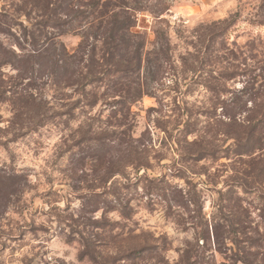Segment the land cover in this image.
I'll list each match as a JSON object with an SVG mask.
<instances>
[{"label":"rangeland","instance_id":"374dc122","mask_svg":"<svg viewBox=\"0 0 264 264\" xmlns=\"http://www.w3.org/2000/svg\"><path fill=\"white\" fill-rule=\"evenodd\" d=\"M138 2L150 59L140 75L89 88L92 107L67 88L66 71L56 78L44 64L29 94L48 103L47 118L16 124L13 106L0 105V174L13 175L0 193V264H264L263 2ZM164 9L157 25L151 12ZM59 42L72 55L81 39ZM139 84L149 95L134 103L105 95ZM113 133L121 146L99 148ZM137 149L149 168L131 166ZM196 249L204 254L189 261Z\"/></svg>","mask_w":264,"mask_h":264},{"label":"trees","instance_id":"16d2710c","mask_svg":"<svg viewBox=\"0 0 264 264\" xmlns=\"http://www.w3.org/2000/svg\"><path fill=\"white\" fill-rule=\"evenodd\" d=\"M131 1L4 0L6 5L1 16L7 21H0V105L8 103L13 106L14 123L43 120L51 113L48 103L38 104V98L29 94L36 83L35 79L39 80L35 77L36 68L43 69L44 64L52 73L51 76L56 78L57 71H66L63 80L67 82V88H76L81 98L79 102H88L92 107L98 102V98L96 94L93 95V91L88 92L89 88L97 90L99 84H114V80L126 81L133 75H140L145 62L150 59L144 57L147 40L136 33L135 29L138 14L147 11L138 0ZM262 2L264 5V0ZM167 10L169 9L151 12L157 25L164 23L162 17ZM258 22L264 26V15ZM231 27L230 22L220 32L226 34ZM73 32L77 33L81 43L77 51L70 55L59 38ZM155 35L161 61L172 65L170 41L162 31H156ZM217 35L210 30L207 40L209 38L210 43L215 42ZM205 55L208 64L211 63V57L207 53ZM7 68L17 75L7 76L4 72ZM134 90L130 87L128 90L116 91L113 96L109 93L105 95L112 99L117 97L118 92H123L116 102L118 106L126 102H137L149 95L141 84ZM115 135L113 133L109 136V142L104 141L99 148L109 152L116 145L121 146L117 144L119 141ZM120 160L123 157H119L118 161ZM148 164L145 152L139 150L131 159V166L138 171L149 168ZM110 165H115L110 166L114 167L110 172L111 177L120 176L117 162L113 160ZM12 181L13 175L0 174V193L4 190L2 184ZM14 196L15 192H9L6 199ZM113 196L117 198L115 193ZM87 197L91 201L95 198L100 200L103 196L90 192ZM98 210L95 208L93 212ZM202 254L197 249L190 250L186 253V258L197 261Z\"/></svg>","mask_w":264,"mask_h":264}]
</instances>
